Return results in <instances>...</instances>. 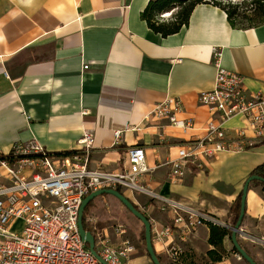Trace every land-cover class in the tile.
<instances>
[{
  "label": "crops",
  "instance_id": "1",
  "mask_svg": "<svg viewBox=\"0 0 264 264\" xmlns=\"http://www.w3.org/2000/svg\"><path fill=\"white\" fill-rule=\"evenodd\" d=\"M150 1L0 0L1 150L7 155L14 145L35 141L52 154L77 151L91 131L90 168L118 173L128 169L129 148L140 146L149 171L139 182L149 193L123 191L140 211L172 226L171 216L159 209L167 200L226 225L246 181L264 164V141L190 166L177 183L170 180L171 162L178 160L180 145L206 133L211 114L198 105V95L215 86V51L222 67L243 76L251 94L264 95V23L234 28L221 8L200 4L187 26L164 37L142 18ZM167 14L158 21L169 23ZM168 99L182 102L178 117L193 119V131L185 133L168 119L146 121L154 106ZM225 126L234 133L243 123L235 118ZM117 130L123 131L119 144ZM242 230L240 244L264 263V191L256 182ZM210 235L209 225L187 237L175 233L183 264L194 256L213 263ZM154 247L161 262L169 261L165 246ZM233 250L226 237L227 255L219 253L223 262L215 264L242 260ZM132 264H146V258L135 257Z\"/></svg>",
  "mask_w": 264,
  "mask_h": 264
},
{
  "label": "built area",
  "instance_id": "2",
  "mask_svg": "<svg viewBox=\"0 0 264 264\" xmlns=\"http://www.w3.org/2000/svg\"><path fill=\"white\" fill-rule=\"evenodd\" d=\"M215 56V86L198 95V105L209 111L211 119L204 136L179 146L178 160L171 162L174 183L186 178L190 166L202 167L220 153L244 152L264 141V95L251 94L243 76L222 67L218 51ZM183 110L180 100L168 99L156 104L146 121L168 119L185 133L193 131V119L178 117ZM235 118L243 126L233 133L225 125ZM122 134L115 131V144ZM94 145L95 136L88 131L79 141L81 148L67 156L49 153L35 141L14 145L7 155L0 147V264H132L136 248L124 239L123 226L115 228L113 238L107 230H97L94 217L87 219L96 241L95 256L80 236L79 212L85 198L102 189L149 193L139 182L149 171L146 151L129 148L128 169L111 173L90 168ZM159 205L171 216L172 226L154 221L149 211L143 213L151 222L154 245L165 246L171 264L184 261L183 250L173 240L176 232L187 237L205 225L226 226L207 213L171 201Z\"/></svg>",
  "mask_w": 264,
  "mask_h": 264
},
{
  "label": "trees",
  "instance_id": "3",
  "mask_svg": "<svg viewBox=\"0 0 264 264\" xmlns=\"http://www.w3.org/2000/svg\"><path fill=\"white\" fill-rule=\"evenodd\" d=\"M200 4H212L216 7L221 8L223 11L226 12L228 16V20L232 27L234 28H245L240 27L237 24V13L235 10H233V6L230 5H223V3H219L218 1H208V0H151L149 3L148 8L144 11L142 14V18L148 23V26L157 34H161L164 37H167L169 35L175 34L179 32L184 26H187L189 24V19L191 16L192 11L197 5ZM180 7V11L175 15L174 18L171 19L169 23H161L158 21L160 19V16L165 15L166 13L171 12V9H174L173 7ZM253 5H256L258 7V13L260 17V21L253 26H258L264 23V0H254ZM75 151L72 152H65V153H59L56 155H71ZM8 158V157H3ZM251 176H259L264 179V164L257 167L250 175ZM257 185L263 186L264 191V185L262 183L256 182ZM118 191H121V189H117ZM241 196L238 197L236 202L234 203L228 219L226 226L221 225H215V224H209L211 235L209 243L215 247V250L210 252L209 257L211 258L213 263H220L223 261L222 256H226L227 253L223 251V242L226 237H231L232 235V228L237 224V221L239 219L240 215V202H241ZM110 196H104L95 199L86 209L85 215H84V226L85 229L88 231H92L91 228L88 225L87 218L90 212V209H92L94 206L99 203L100 200H103L105 198H108ZM121 204V203H120ZM246 219V216H245ZM244 219V222H245ZM243 222V224H244ZM231 227V228H228ZM144 241H145V233H144ZM235 253V249L233 250ZM249 255L258 263V264H264L262 262H259L256 260V257L252 255V253L248 250H246ZM219 253H222L223 255L220 256Z\"/></svg>",
  "mask_w": 264,
  "mask_h": 264
},
{
  "label": "rangeland",
  "instance_id": "4",
  "mask_svg": "<svg viewBox=\"0 0 264 264\" xmlns=\"http://www.w3.org/2000/svg\"><path fill=\"white\" fill-rule=\"evenodd\" d=\"M215 1V0H208ZM223 5L233 6V10L236 11L237 24L240 27H248L256 25L260 21L258 7L253 5L254 0H216ZM170 13V19L174 18L175 15L180 11V7L176 5L173 7ZM167 14V13H166ZM169 19V20H170ZM96 211L90 209L88 218L94 217L96 220L97 230L100 232L107 230L114 238L115 228L123 226L126 234L124 239L129 240L132 245L136 248L135 257L143 256L146 258V264H153L147 256L146 244L144 241L145 229L143 224L136 219L126 208L120 204L118 200L113 197H108L100 200L97 203ZM87 218V219H88ZM239 257V256H238ZM133 258V259H134ZM184 259V258H183ZM223 262V261H222ZM163 264H171L168 260L162 261ZM190 264H211L202 257L194 256ZM215 264V263H212ZM224 264H230L229 262ZM231 264H247L244 260H238L237 258Z\"/></svg>",
  "mask_w": 264,
  "mask_h": 264
},
{
  "label": "water",
  "instance_id": "5",
  "mask_svg": "<svg viewBox=\"0 0 264 264\" xmlns=\"http://www.w3.org/2000/svg\"><path fill=\"white\" fill-rule=\"evenodd\" d=\"M259 182L264 185V179L259 176H251L246 181L240 202V215L237 221V224L232 228L231 241L233 243L234 249L237 252V255L244 260L247 264H258L249 253L243 248V246L239 242V236L242 235V227L243 222L246 216V208H247V197L249 193V189L252 183ZM110 196L118 200L128 212H130L136 219H138L144 226L145 229V244H146V252L148 257L150 258L153 264H163L159 255L156 253L153 235H152V225L150 220L144 215L142 211H140L132 201L126 197V195L118 191L116 189H102L90 194L85 198L83 204L80 208L79 212V232L82 240L88 245L89 250L97 256V252L95 251V237L91 231L85 229L84 226V215L88 206L97 198Z\"/></svg>",
  "mask_w": 264,
  "mask_h": 264
},
{
  "label": "bare ground",
  "instance_id": "6",
  "mask_svg": "<svg viewBox=\"0 0 264 264\" xmlns=\"http://www.w3.org/2000/svg\"><path fill=\"white\" fill-rule=\"evenodd\" d=\"M240 1V0H239ZM243 1V0H242ZM166 15V14H165ZM167 16H170V13L167 14Z\"/></svg>",
  "mask_w": 264,
  "mask_h": 264
}]
</instances>
